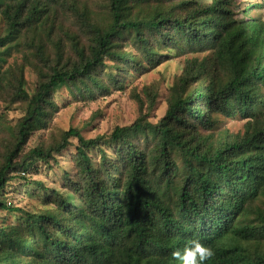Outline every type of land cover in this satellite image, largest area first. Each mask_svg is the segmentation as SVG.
<instances>
[{"label": "trees", "instance_id": "trees-1", "mask_svg": "<svg viewBox=\"0 0 264 264\" xmlns=\"http://www.w3.org/2000/svg\"><path fill=\"white\" fill-rule=\"evenodd\" d=\"M233 6L0 0V101L23 113L15 125L0 117V210L11 219L0 225V264H179L172 252L193 239L215 250L207 264H264V19L248 17L263 6L240 19ZM14 54L20 62L6 68ZM174 56L193 57L159 122L147 111L158 99L151 85L146 98L134 92L133 124L92 139L70 129L27 151L49 132L62 90L96 102L124 90L131 71L143 76ZM220 116L243 130L216 134ZM73 139L62 186L73 197L50 189L36 210L13 205L12 184L38 164L55 170Z\"/></svg>", "mask_w": 264, "mask_h": 264}, {"label": "rangeland", "instance_id": "rangeland-1", "mask_svg": "<svg viewBox=\"0 0 264 264\" xmlns=\"http://www.w3.org/2000/svg\"><path fill=\"white\" fill-rule=\"evenodd\" d=\"M250 5H260L263 7L262 9L252 10L248 17L264 19V0H234V10L238 11L240 9L236 18L240 19L247 17L243 14V9ZM2 28L3 23L0 18V34ZM192 57L193 56H174L171 60L143 76L135 75V73L131 71V75L126 82V88L124 90H114L108 97L89 104L75 102L68 96L65 90H62L56 97V101L60 108L59 112L53 118V123L49 127V132L40 131L35 133L29 142L27 151L36 147L39 142L42 139H46L48 135H57L60 137L61 132L69 131L70 129H77L86 139H92L102 134H110L118 126H129L133 124L140 116L139 104L134 98V92L140 93L141 97L146 98L143 94V90L145 87L151 85L155 86L154 90L158 93L157 104L155 108L150 110L145 109V111L147 110L150 112L149 117L151 122H159L167 110L166 97L170 86H172L176 78L181 75L185 60ZM200 57L203 56L200 55ZM16 62H20V57L14 54V57L9 60L6 68L14 65ZM25 75L28 82L27 89L32 92L36 86V76L29 69L26 70ZM4 113L5 107L0 101V117H2L1 115ZM22 115L23 113L18 110L6 111L4 118L10 124L15 125ZM243 126L244 124L239 119H225L220 116L218 117L216 134L224 131L237 134L243 130ZM77 143L78 140L73 139V146L70 147L68 151H64L62 155L58 156L57 161L59 165L55 166V170H49L46 164H38L36 173H29L24 180H16L8 189L10 190L9 192L17 191L19 193L16 194L17 196L9 198L12 199L10 201L13 202V205L16 204L20 207H25L28 211L36 210L46 204L44 199L50 189H57L68 198L73 197L70 192L65 191L62 186L64 172L66 170L71 172V156L75 153V146ZM107 153L109 156H113L112 150L107 151ZM37 182L45 184V192L38 190L40 187L35 184ZM38 193H40L39 196ZM46 206L54 208L50 205ZM9 220L11 219L6 215V212L0 210V225L4 221L9 223Z\"/></svg>", "mask_w": 264, "mask_h": 264}, {"label": "clouds", "instance_id": "clouds-1", "mask_svg": "<svg viewBox=\"0 0 264 264\" xmlns=\"http://www.w3.org/2000/svg\"><path fill=\"white\" fill-rule=\"evenodd\" d=\"M215 254L212 247L204 245L198 239H193L184 246L182 251L176 250L171 255L179 264H207Z\"/></svg>", "mask_w": 264, "mask_h": 264}]
</instances>
